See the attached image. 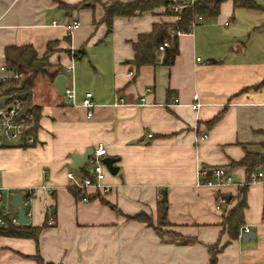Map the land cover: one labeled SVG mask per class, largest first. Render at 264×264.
<instances>
[{"label": "crops", "instance_id": "crops-1", "mask_svg": "<svg viewBox=\"0 0 264 264\" xmlns=\"http://www.w3.org/2000/svg\"><path fill=\"white\" fill-rule=\"evenodd\" d=\"M90 1L0 0V66L7 46L29 44L41 57L53 45L49 74L38 75L31 89L30 102L40 108L36 142L0 146V203L5 198L11 209L2 207L17 216L11 196L34 188L24 206L27 224L46 226L37 240L0 235V264H37L36 252L56 264H208L210 249L215 264H264V163L253 171L262 178L246 184L237 162L263 150L264 0H253L257 9L226 0L218 16L197 19L177 35L174 63L162 64L157 54L156 63L139 67L130 62L133 42L174 16L162 8L119 15L108 31L104 7L115 0L80 6ZM73 21L79 25L65 29ZM59 73L73 82V100L57 91ZM86 92L94 105L90 118L82 105ZM100 143L102 159L115 158L118 171L104 167L108 192L88 188V200L76 198L67 172L86 176ZM201 166L226 168L232 182L204 184ZM242 188L246 206L233 238L222 220ZM219 196L224 202L216 209Z\"/></svg>", "mask_w": 264, "mask_h": 264}, {"label": "trees", "instance_id": "trees-1", "mask_svg": "<svg viewBox=\"0 0 264 264\" xmlns=\"http://www.w3.org/2000/svg\"><path fill=\"white\" fill-rule=\"evenodd\" d=\"M185 0H134V2H122L112 1L104 7V16L102 21L105 22L108 31H110L112 20L115 16H135L145 11H150L155 8H162L163 13L172 16H179L180 18L174 22L153 23L152 29L148 33L139 34L135 42H133L134 56L130 61L136 67L144 64H153L158 61L157 54H161V63L164 65H170L174 63L178 54V41L177 35L172 34L171 30L177 28L179 32H189L191 30L190 23L196 19L197 16L202 18H212L218 16L220 13V5L226 0H194L192 5L182 6L180 9L175 10L174 7L180 5ZM100 0H91L87 4L82 3L80 6H93L95 3H99ZM233 7H247V8H261L260 5L253 0H231ZM264 9V8H262ZM167 45L163 51L159 50V46L163 43ZM48 47L41 57L37 55L34 47L31 45L23 46H7L4 51V62L7 70L11 72H17L20 74V78L13 79L9 82L0 84V100H11L14 96L20 93L27 94V100L31 107L29 113H31L33 126L30 127L22 138V146H30L36 142L35 132L38 128V120L40 118V108L31 104L30 96L31 89L33 87L35 79L38 75L49 74L48 69L50 63L48 56L53 50L52 43L47 44ZM55 73H52L53 77ZM220 113L210 122L214 123L218 119ZM264 131V130H263ZM32 138V141H29ZM262 152L247 151L245 156L237 162L243 165L246 169L247 180L250 179V175L254 169L264 163V142L262 143ZM71 192L76 198H81L85 195L83 189L71 187ZM239 198L236 203L230 208L224 215L222 223L227 227L228 234L234 238L237 235L238 229L242 223V217L244 207L246 206V197L244 190H240ZM166 203L159 202L158 221L166 222ZM2 214L0 207V215ZM135 219L141 221L144 220L151 224V219L145 214H138L133 216ZM7 220L5 225L0 226V235H9L12 237H26L37 240L41 228L46 226L44 223L41 226H32L30 224H14L5 215ZM34 258L37 264H56L53 262H46L42 259L39 252L34 254ZM216 256L215 251L210 249V259L208 264H215Z\"/></svg>", "mask_w": 264, "mask_h": 264}, {"label": "built area", "instance_id": "built-area-1", "mask_svg": "<svg viewBox=\"0 0 264 264\" xmlns=\"http://www.w3.org/2000/svg\"><path fill=\"white\" fill-rule=\"evenodd\" d=\"M176 2L177 0H173ZM194 3V0H185L180 5H177L174 7L175 10L180 9L182 6L186 5H192ZM175 21L178 20L179 16H174ZM201 16H197L194 21L190 23L191 29L195 26L196 20L201 19ZM79 25L78 21H73L70 24L65 25V29L68 31H72L73 28H76ZM172 34L179 35L181 34L177 28H174L171 30ZM167 42L163 43L159 46V50L163 51L166 47ZM199 59V57H198ZM66 70L71 72L72 66L68 65L66 66ZM131 75L134 74L132 72H129ZM20 78V74L17 72H11L6 69L5 64L0 66V84L9 82L13 79ZM63 93L66 96V99L73 100L75 96V91L73 88V82L70 84H67L65 82V86L63 88ZM92 93L86 92L85 96L82 100V105L87 108L86 117L90 118L92 111H93V101L91 99ZM195 99H197V96H195ZM176 98H172V101H176ZM200 105V102L195 100V103L192 104V107L194 109H197ZM22 100L18 97V95L14 96L11 100L1 99L0 100V146L3 145L5 142H12L15 141V139L21 138V136L24 134L25 131L30 129L31 126H33V120L31 113L27 112V114L22 115ZM201 137H206V134L201 135ZM29 141H32V138H29ZM106 153L104 146L100 143L96 147L95 150H93V154L89 158L90 162V169L88 171V174L86 176H83L81 178H75L73 173L71 171L67 172V177L71 180V183L74 187L80 188V189H95L100 190L102 192H108L110 186L105 184L103 182L104 178V167L102 157ZM197 176L199 178H202L203 183L208 186H221L226 183L232 182V178L230 177L228 171L226 168L222 166H216V167H205L201 166L197 170ZM261 173L257 174H251L250 179L247 180L246 184L249 182H254L257 180H260ZM35 193V189H28L27 195H22V204L21 206L24 209L25 205H28L32 202V196ZM3 193L0 189V198L2 197ZM83 200H88L86 195L81 197ZM224 202V198L219 196L217 198V205L216 209L220 208V205ZM2 214L0 215V226L5 225L7 220L5 218V215L9 218V220L14 223L18 224V216L8 214L5 207L1 208ZM24 215L25 209H24ZM28 216V215H26ZM54 220L50 217L48 223H53ZM245 231L248 232V228H245Z\"/></svg>", "mask_w": 264, "mask_h": 264}, {"label": "water", "instance_id": "water-1", "mask_svg": "<svg viewBox=\"0 0 264 264\" xmlns=\"http://www.w3.org/2000/svg\"><path fill=\"white\" fill-rule=\"evenodd\" d=\"M56 79H55V84H56V89L59 92H64L63 88L65 86V82H66V76H64V74L59 73L58 75H56ZM18 97L22 100V115L27 114V112L30 111L31 107L29 105V101L27 100V94L26 93H20L18 95ZM89 157V154H86L84 157H82L83 161L85 162ZM103 164L105 165V167L108 169V171H110L112 174H115L118 171V166L114 165V162L116 161L115 158L108 156L102 159ZM6 193V191L4 192ZM162 201H166V196H165V190H162ZM11 204L14 207H18L17 210V216H18V222L22 223V224H27L29 223L30 219L24 215V209L21 206L22 204V193L17 192V194L11 196Z\"/></svg>", "mask_w": 264, "mask_h": 264}, {"label": "rangeland", "instance_id": "rangeland-1", "mask_svg": "<svg viewBox=\"0 0 264 264\" xmlns=\"http://www.w3.org/2000/svg\"><path fill=\"white\" fill-rule=\"evenodd\" d=\"M4 200H5V198H4ZM4 200H2V202L0 203V207H2V206H7L8 208L10 207V204H9V202L6 204V201H4ZM9 209H11V207L9 208Z\"/></svg>", "mask_w": 264, "mask_h": 264}]
</instances>
